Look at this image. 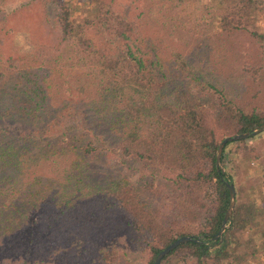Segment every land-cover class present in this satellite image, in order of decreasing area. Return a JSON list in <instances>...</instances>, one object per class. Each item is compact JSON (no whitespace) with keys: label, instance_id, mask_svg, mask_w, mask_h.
Here are the masks:
<instances>
[{"label":"trees","instance_id":"obj_1","mask_svg":"<svg viewBox=\"0 0 264 264\" xmlns=\"http://www.w3.org/2000/svg\"><path fill=\"white\" fill-rule=\"evenodd\" d=\"M72 2L50 1L54 44L0 49V264H152L185 235L201 242L159 264H264V188L245 196L224 160L243 143L240 158L254 161L252 180L264 185V153H252L253 136L227 142L226 173L215 166L221 138L263 123L264 110H247L201 71L192 86L175 82L125 13L89 0L75 18ZM215 6L224 34L244 32L264 51V0ZM253 70L251 82L263 85L264 59ZM112 153L119 163L107 162ZM123 164L143 167L132 178ZM227 180L234 206L221 239L210 240Z\"/></svg>","mask_w":264,"mask_h":264},{"label":"rangeland","instance_id":"obj_2","mask_svg":"<svg viewBox=\"0 0 264 264\" xmlns=\"http://www.w3.org/2000/svg\"><path fill=\"white\" fill-rule=\"evenodd\" d=\"M50 1L0 0V49L5 54L10 52L22 55L34 47L55 43L58 29L53 21L55 10ZM83 1L89 0L70 3L71 15L75 18L79 14V3ZM219 1L102 0L106 8L125 13L128 19L137 23L150 36V42L166 65L172 80L184 86H192L197 82V72L201 71L206 82L222 88L230 99L245 106L247 110H264V87H261L264 84L256 87L251 82V76L256 78L257 74V71L253 74V67L264 59V51L244 32L227 35L221 31L223 28L218 22L215 6ZM258 25L260 30H264V21L258 22ZM92 39L99 42L94 35ZM243 67L248 71L243 70ZM250 142L252 153H264V132L253 136ZM233 146L227 148L224 160L227 172L236 170L239 173V177H234L236 187L241 188L245 196L251 190L248 191L250 185L264 188V185L252 180L256 173L253 169L257 168L254 161L250 160L248 164L240 158L243 143ZM112 156L116 154L107 155L108 163L121 161ZM234 165L236 167L233 168ZM127 166L123 164L122 169L124 172L129 170L132 178H136L137 171L143 167L141 164H130L129 168ZM225 169L223 167L226 173ZM253 196L259 202L261 196ZM260 257L264 259V255ZM124 259L125 264L129 261L137 264L133 257ZM174 264L181 263L179 261Z\"/></svg>","mask_w":264,"mask_h":264},{"label":"water","instance_id":"obj_3","mask_svg":"<svg viewBox=\"0 0 264 264\" xmlns=\"http://www.w3.org/2000/svg\"><path fill=\"white\" fill-rule=\"evenodd\" d=\"M263 130H264V122L257 125V126H254L253 128H251L247 131H244L242 133L233 134L231 136H224L223 138H221V140L218 142V145H217V148L215 151V166H216L217 170L224 172L223 167L220 163V155H221V151H222L223 146L227 142L242 140V139L254 136ZM224 183H225L227 190H228V203H227V207L225 209V212L223 214L220 227L217 230V232L210 238V240L215 239V238L221 239L222 233L228 225L229 218L231 216V212H232V209L234 206V188H233L231 182H229L228 180L224 181ZM185 242L200 243L201 242L200 236L185 235V236H180V237L176 238L175 240L170 242L167 246H165L163 249H161L156 254L152 264H159L160 260L162 259V257L165 254H167L168 252L173 250L175 247H177L178 245L185 243Z\"/></svg>","mask_w":264,"mask_h":264}]
</instances>
